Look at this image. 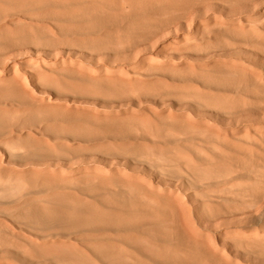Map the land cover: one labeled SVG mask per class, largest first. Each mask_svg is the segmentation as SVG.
Instances as JSON below:
<instances>
[{
  "label": "rangeland",
  "instance_id": "1",
  "mask_svg": "<svg viewBox=\"0 0 264 264\" xmlns=\"http://www.w3.org/2000/svg\"><path fill=\"white\" fill-rule=\"evenodd\" d=\"M0 264H264V0H0Z\"/></svg>",
  "mask_w": 264,
  "mask_h": 264
}]
</instances>
